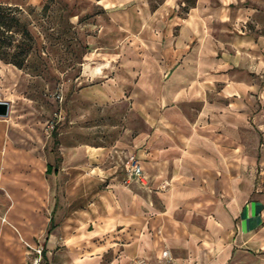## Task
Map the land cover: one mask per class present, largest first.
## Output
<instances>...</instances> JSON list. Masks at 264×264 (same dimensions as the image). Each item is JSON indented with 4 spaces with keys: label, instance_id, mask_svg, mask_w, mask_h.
Here are the masks:
<instances>
[{
    "label": "rangeland",
    "instance_id": "rangeland-1",
    "mask_svg": "<svg viewBox=\"0 0 264 264\" xmlns=\"http://www.w3.org/2000/svg\"><path fill=\"white\" fill-rule=\"evenodd\" d=\"M0 4L35 8L29 25L34 48L28 63L22 70L2 67L5 77L0 80L12 104L20 183L38 187L21 204L27 210L30 204V222L38 232L32 242L25 241L45 248L43 264H148L131 244L141 235L157 238L155 218L161 207L155 176L146 169L151 185L145 190L126 184V168L131 159L141 162L140 140L147 134L153 137L152 121L166 105L186 101L188 107L192 99L191 106H197L189 94L196 79L184 78L183 93L175 88L173 77L175 70L201 67L199 53L189 59L198 37L183 42L184 33L189 25L199 26L197 36L199 32L211 36L218 61L248 51L240 39L244 37L255 40L264 57V0H0ZM212 80V101L227 84L244 82L263 91L264 69L250 73L233 67L214 72ZM260 110L264 105L257 103L255 111ZM260 121L264 122V113ZM235 122L230 117V126ZM244 122L245 127L239 124V136L258 161L254 173L247 174H256L260 187L255 189L264 202V131L257 130L247 115ZM2 185L0 216L8 210ZM14 188L18 191L19 185ZM47 219L46 231L40 232ZM21 244L24 264H31L35 252Z\"/></svg>",
    "mask_w": 264,
    "mask_h": 264
},
{
    "label": "crops",
    "instance_id": "crops-1",
    "mask_svg": "<svg viewBox=\"0 0 264 264\" xmlns=\"http://www.w3.org/2000/svg\"><path fill=\"white\" fill-rule=\"evenodd\" d=\"M196 29L200 27L189 25L183 42L186 37H198L189 59L199 53L201 67L175 70L173 77L175 88L183 93L187 89L184 78L196 79L189 94L197 100V106H191L192 99L187 102L188 107L186 101L174 102L153 119L155 134L153 137L147 134L140 140L143 182L130 184L148 190L151 180L146 169L151 168L161 207L155 221L161 230L158 229L155 240L141 235L129 247L140 257H146L148 264H158L155 257L166 249L179 264H264V202L257 195L260 186L256 184V174H247L254 173L257 154L248 153L239 136V124L244 126L246 115L257 130L264 131V122L260 121L264 110L255 111L257 103L264 105V90L244 82L227 84L212 101L214 91L210 84L214 72L233 67L257 73L264 69V57L256 41L244 37L240 39L244 48L249 47L248 51H238L235 57L224 55L218 61L211 36L202 32L197 36ZM202 61L209 63L201 64ZM6 65L0 62V80L5 77L2 67ZM225 80L224 77L222 81ZM1 88L0 102L8 103L10 110L8 117L0 118V189L3 184L8 204L5 215L0 216V264H24L21 243L32 249L41 248L42 260L45 250L25 241L32 242L38 232L30 222V204L29 210L21 208L23 200L36 194L38 187L34 184L23 187L20 183L21 164L14 161L13 152L12 104ZM230 117L236 124L230 126ZM80 182L83 185L84 178ZM15 185H19L18 191ZM40 194L43 202L44 190ZM48 221L40 232L46 231ZM33 256L34 259L36 254Z\"/></svg>",
    "mask_w": 264,
    "mask_h": 264
},
{
    "label": "trees",
    "instance_id": "trees-1",
    "mask_svg": "<svg viewBox=\"0 0 264 264\" xmlns=\"http://www.w3.org/2000/svg\"><path fill=\"white\" fill-rule=\"evenodd\" d=\"M47 8L46 5L43 10L46 11ZM34 11L35 8L31 6L23 8L0 4V62L19 70L26 67L34 48L33 37L29 31L30 18ZM16 36H20V40H16Z\"/></svg>",
    "mask_w": 264,
    "mask_h": 264
},
{
    "label": "built area",
    "instance_id": "built-area-1",
    "mask_svg": "<svg viewBox=\"0 0 264 264\" xmlns=\"http://www.w3.org/2000/svg\"><path fill=\"white\" fill-rule=\"evenodd\" d=\"M144 174L143 170L140 166V163L135 160L131 159L126 168V177H125V182L127 185H130L132 182H143ZM5 222V220H2ZM35 252L36 256L33 259L31 264H42V249L41 248H36L33 249ZM158 264H179L174 257L173 253L166 249L161 252V254L158 256Z\"/></svg>",
    "mask_w": 264,
    "mask_h": 264
},
{
    "label": "water",
    "instance_id": "water-1",
    "mask_svg": "<svg viewBox=\"0 0 264 264\" xmlns=\"http://www.w3.org/2000/svg\"><path fill=\"white\" fill-rule=\"evenodd\" d=\"M10 105L6 102H0V118H6L9 115Z\"/></svg>",
    "mask_w": 264,
    "mask_h": 264
}]
</instances>
